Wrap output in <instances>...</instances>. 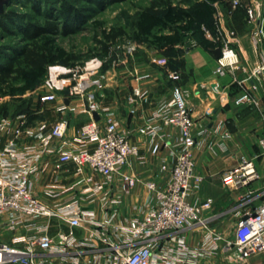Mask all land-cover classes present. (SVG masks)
Segmentation results:
<instances>
[{
	"label": "built area",
	"instance_id": "1",
	"mask_svg": "<svg viewBox=\"0 0 264 264\" xmlns=\"http://www.w3.org/2000/svg\"><path fill=\"white\" fill-rule=\"evenodd\" d=\"M211 5L215 8V32L210 34L203 30L221 53L216 59L215 73L223 74L240 66L237 52L232 48L236 36L225 26L224 15L217 11L216 4ZM229 6L230 15L243 6L242 0H231ZM244 9L245 20L254 27L251 35L264 43L263 17L258 15V5L248 2ZM127 51L131 54L134 46ZM90 75L91 72L73 76V83L65 86V79L57 80L58 75L51 73L43 85L46 91L38 96L42 105L55 102L57 90L62 91L63 96L80 99V105L73 108L72 113L85 114L88 121L81 124L77 135L69 140L76 148H63L67 118L47 127L42 123L31 127L23 115L0 118V264H197L214 253L224 256L226 264H264V200L254 210L243 213L235 225L232 240L208 230L199 247L188 249L185 245L181 233L206 228L211 220L209 212L213 200L190 199L191 192L202 182V177L194 170L192 150L197 136L203 135L206 129L192 118L187 94L178 85L173 86L170 101L153 111L144 125L137 128L138 132L148 135L151 155L170 149L160 158L159 167L162 172L169 171L167 183L163 187L154 182L145 184L151 194V205L139 209L124 225L114 222L115 209L101 219L82 209L79 195L93 197L104 190V185L116 174L120 175L123 191L132 188L136 178L121 175L120 170L138 151L130 142V132L120 130L108 108L98 104L95 89L101 84ZM246 80L247 86L239 92L234 104L254 107L257 104L254 93L258 89L255 81L264 86V65L255 67ZM138 95L135 90L131 96ZM93 113L104 115L102 126ZM164 127L177 131L178 137L173 143L163 142L161 129ZM258 147L264 174V131L258 137ZM50 163L53 172L71 163L78 177L67 189L54 185L46 188L48 197L63 198L56 207L44 204L35 190V182ZM86 169L101 176L104 182L90 175L82 177ZM256 177L254 160L241 154L235 164L219 176V182L226 188L239 189ZM102 203L104 211L115 204L114 200L104 199ZM53 219L66 224V230L58 227L54 233H49ZM97 241L101 246H97Z\"/></svg>",
	"mask_w": 264,
	"mask_h": 264
},
{
	"label": "crops",
	"instance_id": "2",
	"mask_svg": "<svg viewBox=\"0 0 264 264\" xmlns=\"http://www.w3.org/2000/svg\"><path fill=\"white\" fill-rule=\"evenodd\" d=\"M248 2L258 5V15L263 17L262 32L264 35V0H247ZM240 18V23L237 26L233 25L230 29L236 36L232 48L237 52L240 66L237 70L229 72L230 74L226 71L223 74H216V59L212 52L199 45L184 50L180 56L181 63L177 64L176 67L168 56H159L155 60H151L148 65L138 66L135 64L132 72L130 70L127 72V69L122 71L127 76L134 73L133 79L130 81L131 89L127 96L126 106L119 110L109 105H99L108 108V111L117 120L120 130L130 132L129 139L138 149L137 156H131L128 165L120 170V174L135 177L136 183L129 190L123 191L120 175L116 174L104 185V190L93 197L79 195V203H81L82 209L93 212L97 219H101L102 215L107 216L111 209H115L114 222L124 225L139 209H145L151 205V194L145 184L154 182L156 186L163 187L167 183L169 171L162 172L159 167L160 158L167 155L170 149H163L160 153L151 155L148 135L138 132L137 128L144 125L153 111L160 109L161 106L170 101L171 92L175 85L180 86L189 97L187 103L190 104L188 107L192 118L206 129L203 135L197 136V144L192 150L195 163L194 170L196 174L202 177V182L197 190L191 192L190 199L208 198L213 200V203L220 199L224 203H229L231 202L230 198H235L230 195L229 197L216 196L212 199L211 196L219 190L224 191L226 188L220 184L219 176L232 167L241 154L252 153L250 147L253 140L252 133L247 130L246 125L240 123L241 118L237 109L246 106H236L234 99L244 86H247L246 79L253 69L264 65V43L251 35L254 27L247 23L244 13L242 15L239 10L229 15V19L236 23ZM171 59L172 61L175 60L173 57ZM255 82L258 84L257 92L254 93L257 104L254 107H249L258 112L259 118L249 122V124H254V126L259 124L255 130L257 132L261 126H264V86L260 81ZM135 90L140 95L132 98L131 95ZM234 91L238 92L233 94ZM80 103V100L55 103L47 110L46 117L38 122L47 127L62 118H67L68 130L66 140L63 142L65 149L77 147L69 140L77 135L80 125L88 121L85 114L72 113V109ZM96 115V121L102 126L104 115L100 113ZM250 118L255 119L252 116ZM263 131L264 128L259 136ZM225 133L227 136L224 137ZM161 135L163 142L167 141L168 143H173L178 137L177 131L170 127L162 128ZM34 142L37 143V140ZM256 142L258 147V138ZM52 144L60 143L52 142ZM87 175L92 176L98 182H104L101 176L89 169L84 170L82 177ZM76 180L78 177L74 174L73 164L66 163L61 170L53 172L50 163L43 176L35 182V190H37L39 198L44 204L56 207L63 198L48 197L46 188L49 185H54L60 189H67ZM253 188V184L249 183L237 189L239 193H242L240 195L242 201L245 198L252 199L264 192V189L255 192L256 190L253 191ZM102 199L114 200L115 204L111 205L108 211H104ZM58 227L64 231L67 228L66 224L60 223L57 219L51 220L49 233H54Z\"/></svg>",
	"mask_w": 264,
	"mask_h": 264
},
{
	"label": "rangeland",
	"instance_id": "3",
	"mask_svg": "<svg viewBox=\"0 0 264 264\" xmlns=\"http://www.w3.org/2000/svg\"><path fill=\"white\" fill-rule=\"evenodd\" d=\"M203 0H103L99 6L86 4L80 0H65L63 3L74 6L81 10L86 21L82 24L74 23L69 26L74 30L72 34L59 35L54 37V45L61 48L69 58L67 62H59L54 64H46L45 73L38 77H32V71L36 70L42 59L43 43L41 40L27 42L20 36L18 29L11 24L5 26L9 31L0 27V53L9 55L12 51L19 53V62L13 70L6 74L0 75V118H15L18 115L26 117V123L33 126L42 121L46 117L47 110L55 103L75 102L80 100L78 97L63 96L62 91H56V101L42 105L38 101V96L46 91L44 82L46 78L55 72L57 80L65 79L64 85L73 83V76L77 77L82 73L91 72L90 78L97 79L100 88L95 90V99L98 104L111 106L121 109L126 106L127 96L130 93L132 76H127V72L134 71V65L145 66L151 60H155L159 56H168L170 61L177 64L181 63L180 56L184 50L192 49L194 46L203 45L211 48L212 42L202 36V31L193 28L192 31L183 33V42L170 47H158L151 43V39L137 41L133 38L135 21L141 11L149 9L155 14H159L166 6L190 8L193 4ZM231 0H215L217 11L224 15V23L228 29H232L237 23L229 19V2ZM247 0H242V5ZM61 6L59 0H11L3 6L0 13H10L17 17L20 23H38L42 24L47 19L48 14L58 15ZM238 11V10H237ZM239 11L244 13L243 8L239 7ZM57 26L63 29V21ZM67 26V25H66ZM58 28V29H59ZM134 51L128 53V47H133ZM171 57L175 60L172 61ZM142 68V67H141ZM235 71V70H234ZM231 72V70H226ZM233 72V71H232ZM29 75V89L26 91H17L16 89L24 87L26 81L24 75ZM230 74V73H229ZM74 77V78H75ZM13 90H16L13 92ZM238 91H234L235 94ZM189 97L186 95V101ZM189 104V103H187ZM190 106V104L188 105ZM238 115L241 118V124L247 126V130L252 133V142L250 147L252 153L244 154L251 157L255 162L258 177L251 182L253 191H262L264 189L263 160L259 154L257 147V138L264 128L255 131L259 124H249L254 120H258V112L252 107H239ZM254 117L252 119L250 117ZM257 119H256V117ZM239 118V119H240ZM234 126V125H233ZM242 193L237 189L225 188L224 191L219 190L212 194L211 198L229 197L231 202L224 203L217 200L213 203L211 211V220L206 228H198L186 230L181 235L185 238V245L188 249L199 247L202 238L208 230L222 234L227 240H232L236 223L240 220L244 212L252 211L264 199V192L259 193L252 199H241ZM214 195V196H213ZM171 242V241H170ZM172 243V242H171ZM169 244V241H168ZM97 246L101 243L97 241ZM173 247V246H169ZM175 250V249H173ZM171 251V250H170ZM226 259L219 253H214L205 260L199 261L197 264H226Z\"/></svg>",
	"mask_w": 264,
	"mask_h": 264
},
{
	"label": "trees",
	"instance_id": "4",
	"mask_svg": "<svg viewBox=\"0 0 264 264\" xmlns=\"http://www.w3.org/2000/svg\"><path fill=\"white\" fill-rule=\"evenodd\" d=\"M58 10V15H47V19L42 24L38 23H19L17 17L12 14L0 13V27L9 31L5 26L11 24L18 29L20 36L23 40L30 42L41 40L43 43L42 59L36 70H31L32 77L38 78L42 76L45 71L46 64H54L61 62H67L69 59L64 51L54 45V37L59 35L72 34L74 30L69 26L74 23H84L87 19L86 16L74 6L63 3ZM86 4L99 6L103 0H80ZM215 0H203L192 5L190 8L171 7L166 6L161 13L155 14L149 9L143 10L139 13L138 18L135 21V29L133 38L137 41L151 39V43L158 47H173L183 42V33L190 32L193 28H198L202 31V36H205L204 30H208L210 34L215 32V21L213 20V14L215 8L211 5ZM244 11L245 9L241 6ZM239 10V7L233 11L230 15ZM63 21L64 28L60 30L57 26L59 22ZM67 25V26H66ZM59 28V29H58ZM212 42V47L209 48L203 45L205 50H212L215 48V44ZM19 53L12 51L11 54L6 55L0 53V75L9 73L13 70L15 65L19 62ZM26 85L24 87L16 89L17 91H26L29 89V75H24ZM16 90H13L15 92ZM1 92V89H0Z\"/></svg>",
	"mask_w": 264,
	"mask_h": 264
},
{
	"label": "water",
	"instance_id": "5",
	"mask_svg": "<svg viewBox=\"0 0 264 264\" xmlns=\"http://www.w3.org/2000/svg\"><path fill=\"white\" fill-rule=\"evenodd\" d=\"M10 1H11V0H0V12H1L2 9H3V6H4L5 4L9 3ZM211 52H212V54H213V56H214L215 59H218V58L220 57V54H221V53H220V51H219L218 48H214V49H212ZM93 117H94L95 120L97 119V115H96L95 113H93ZM243 219H246V216H244ZM243 219H242V220H243Z\"/></svg>",
	"mask_w": 264,
	"mask_h": 264
},
{
	"label": "bare ground",
	"instance_id": "6",
	"mask_svg": "<svg viewBox=\"0 0 264 264\" xmlns=\"http://www.w3.org/2000/svg\"><path fill=\"white\" fill-rule=\"evenodd\" d=\"M55 73V72H52V74Z\"/></svg>",
	"mask_w": 264,
	"mask_h": 264
}]
</instances>
